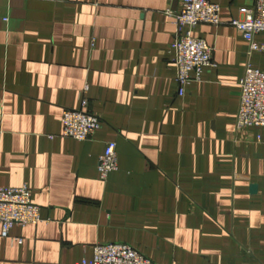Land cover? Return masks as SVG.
I'll return each instance as SVG.
<instances>
[{
    "label": "crops",
    "instance_id": "crops-1",
    "mask_svg": "<svg viewBox=\"0 0 264 264\" xmlns=\"http://www.w3.org/2000/svg\"><path fill=\"white\" fill-rule=\"evenodd\" d=\"M208 1L221 24L193 36L214 66L181 97L180 0H0V188L27 186L43 220L7 238L0 225V264L92 263L110 243L155 264H264V129L236 130L264 55L231 26L256 0ZM84 98L101 128L63 138ZM108 142L119 169L104 182Z\"/></svg>",
    "mask_w": 264,
    "mask_h": 264
},
{
    "label": "built area",
    "instance_id": "built-area-1",
    "mask_svg": "<svg viewBox=\"0 0 264 264\" xmlns=\"http://www.w3.org/2000/svg\"><path fill=\"white\" fill-rule=\"evenodd\" d=\"M181 9L174 14L177 35L174 44L177 67L176 82L179 96L186 94L187 87L202 80L206 68L213 67L214 49L205 41L193 36L194 30L202 25L221 24L219 5L208 0H180ZM242 18L233 20L235 27L248 45L249 52L264 55V44L256 36L264 33V0H256L252 8L240 11ZM88 100H82L81 110H65L63 113L62 137L84 142L91 139L102 126V120L87 111ZM264 129V70L249 66L241 82V99L236 130ZM264 142V138L259 137ZM119 169L117 144L108 142L99 158L98 172L102 181ZM41 208L33 203L32 192L27 186L0 188V225L2 235L7 238L13 227L36 226L42 222ZM22 243V240H17ZM92 263L81 264H155L134 247L124 243L98 244L94 248Z\"/></svg>",
    "mask_w": 264,
    "mask_h": 264
},
{
    "label": "water",
    "instance_id": "water-1",
    "mask_svg": "<svg viewBox=\"0 0 264 264\" xmlns=\"http://www.w3.org/2000/svg\"><path fill=\"white\" fill-rule=\"evenodd\" d=\"M179 0H176V2L178 3Z\"/></svg>",
    "mask_w": 264,
    "mask_h": 264
}]
</instances>
